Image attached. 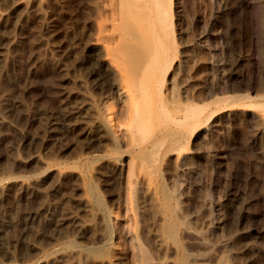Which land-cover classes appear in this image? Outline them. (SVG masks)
<instances>
[{
    "label": "rangeland",
    "instance_id": "obj_1",
    "mask_svg": "<svg viewBox=\"0 0 264 264\" xmlns=\"http://www.w3.org/2000/svg\"><path fill=\"white\" fill-rule=\"evenodd\" d=\"M0 101V264H264V0H0Z\"/></svg>",
    "mask_w": 264,
    "mask_h": 264
},
{
    "label": "bare ground",
    "instance_id": "obj_2",
    "mask_svg": "<svg viewBox=\"0 0 264 264\" xmlns=\"http://www.w3.org/2000/svg\"><path fill=\"white\" fill-rule=\"evenodd\" d=\"M133 7H135V6H133ZM131 8H132V7H130V9H131ZM138 9H139L138 6H136V9H133V11L131 10L132 13H134V14L136 13L135 15H138V16H135V15H134L133 18H135V17H139V16H141V15H144V14H142L141 12H138ZM145 10H146V9H145ZM142 12H143V11H142ZM139 13H141V15H140ZM132 16H133V15H132ZM139 18H140V17H139ZM141 18H142V17H141ZM135 20H138V19L135 18ZM141 32H144V31L141 30ZM145 33H146V32H145ZM4 40H5V39H4ZM45 42H46V41H45ZM105 44H107V43H105ZM100 55H102V54H100ZM138 55H139V57H140V55H143V56H144V54H138ZM102 56H103V55H102ZM135 56H136V55H135ZM145 57H146V56H144V58H145ZM146 58H147V57H146ZM146 58H145V59H146ZM141 59H143V58H141ZM150 59H151V58H150ZM136 60H137V59H136ZM140 61H142V60H140ZM143 62H144V59H143ZM150 63H151V61H150ZM132 65H134V64H132ZM139 65H140V64H139ZM139 65H137V68L139 67ZM147 65H148V64H147ZM143 66H144V64H143ZM132 67H133V66H132ZM148 67H149V66H148ZM135 68H136V67H135ZM135 68H134V70H137L138 73H142V72H139V71H138V69H139L140 67H139L138 69H137V68L135 69ZM146 68H147V67H146ZM150 68H152V67L150 66L149 69L147 68V70H148V71H147V75L149 74V76H150V77L148 76L149 78H151L152 76H154V74H153L152 76L150 75L149 71H153V70H154L153 68H152L153 70L150 69ZM141 69H142V68H140L139 70H141ZM130 70H132V69H130ZM134 70H133V71H134ZM133 71H131V72H133ZM141 71H142V70H141ZM154 71H155V70H154ZM131 72L129 71V73H131ZM137 72L134 71L133 74L131 73L130 75L132 76V75H134V73H137ZM127 73H128V72H126V74H127ZM129 73H128V74H129ZM126 74H125V75H126ZM130 75H129V77H130ZM135 75H136V76H137V75L139 76V74H135ZM142 75H143V73H142ZM127 76H128V75H127ZM136 76H135V77H136ZM132 77H133V76H132ZM135 77H133V78H135ZM146 77H147V76H146ZM133 78H131V79H133ZM129 79H130V78H129ZM147 79H148V78H147ZM151 79H152V78H151ZM151 79H149V81H150ZM135 81H137V79H136V80H130V82H132L133 85H134V82H135ZM151 81H152V80H151ZM153 81H154V79H153ZM140 82H141V81H140ZM144 82H145V81H144ZM147 82H148V80H147ZM147 82H146V85H147ZM127 83H128V82H127ZM132 83H131V86H132ZM135 83H138V82H135ZM148 83H149V82H148ZM136 85H137V84H136ZM139 85H140V84H139ZM149 85H150V83H149ZM115 86H116V85H115ZM152 86H154V85H152ZM140 87H141V88H140ZM140 87H139V89H137L138 92H137V90L135 91V92H137L138 94H139V90L141 91L143 85H140ZM127 88H128V87H127ZM129 88H130V87H129ZM129 88H128V89H129ZM147 89H150V88H147ZM142 90H143V89H142ZM129 92H130V90H129ZM129 92H128V94H129ZM133 92H134V91H133ZM137 93L134 94V95H137ZM140 94H141V95L138 96L139 99H136V100L133 101V102H134V105H135V106H134V110H133L134 113H135L134 117H136V118H137V117L141 118L142 116H145V115H144V114H145V110H146L145 105H146V101L148 100V95H147V94H150V92H149V93H146V92H142V91H141ZM120 95H121V94H120ZM157 95H158V94H157ZM149 96H150V95H149ZM138 97H137V98H138ZM158 97H159V96H158ZM134 98H135V97H134ZM159 98H160V97H159ZM152 99H154V97H152ZM3 101H4V100H3ZM5 101H6V100H5ZM104 101H105V100H104ZM122 101H123V100H122ZM122 101H121V102H122ZM127 101H128V100H127ZM153 101H154V100H153ZM0 102H1V101H0ZM13 103H14V102H13ZM147 103H148V102H147ZM152 103H153V102H152ZM19 104H20V103H19ZM19 104H17V105H19ZM79 104H80V103H79ZM120 104H121V103H120ZM11 105H12V104H11ZM13 105H14V104H13ZM122 105H123V103H122ZM148 105H149V104H148ZM148 105H147V106H148ZM83 106H84V104H82V108H83ZM120 106H121V105H120ZM152 106H153L152 109L154 110L155 106H154V105H152ZM80 107H81V106H80ZM121 107L124 108L125 106H121ZM148 107H149V106H148ZM86 108H87V107H86ZM2 109H3V108H2ZM80 109H81V108H80ZM124 109H125V108H124ZM77 110H78V109H77ZM81 110H82V109H81ZM122 110H123V109H122ZM79 111H80V110H79ZM91 111H92V110H91ZM91 111H90V112H91ZM157 111H158V110H157ZM90 112H89V113H90ZM94 112H95V111H94ZM154 112H155V111H154ZM154 112H152V113H154ZM164 112H166V111H164ZM77 113H78V112H77ZM82 113H83V112H82ZM84 113H86V112H84ZM124 113H125V112H124ZM214 113H215V112H214ZM3 114H4V113H3ZM74 114H75V113H74ZM154 114H155V113H154ZM165 114H167V112H166ZM89 115H91V114H89ZM166 116H167V115H166ZM210 116H211V115H210ZM129 117H130V116H129ZM211 117H212V116H211ZM76 118H77V117H76ZM82 118H83V117H82ZM82 118H81V119H82ZM91 118H92V117H91ZM94 118H95V117H94ZM146 118H147V117H146ZM79 120H80V119H79ZM83 120H84V119H83ZM86 120H87V119H86ZM143 121H144V120H143ZM81 122H82V121H81ZM87 122H88V120H87ZM118 122H119V121H118ZM118 122H117V123H118ZM134 122H136V121H134ZM78 123H79V122H78ZM119 123H120V122H119ZM136 123H137V122H136ZM136 123H135V124H136ZM144 123H145V122H144ZM86 124H87V123H86ZM82 125H83V124H82ZM100 125H101V124H100ZM140 125H141V124H140ZM140 125H139V126H140ZM97 126H98V124H97ZM122 126H123V124H122ZM89 127H90V126H89ZM99 127H101V126H99ZM99 127H98V128H99ZM134 127H135V126H134ZM85 128H86V127H85ZM94 129H96V128H94ZM132 129H134V128L132 127ZM84 130H85V129H84ZM89 130H90V128H89ZM103 130H104V129H103ZM141 130H142V129H141ZM98 131H99V130H98ZM98 131H97V132H98ZM87 133H88V131H87ZM90 133H91V132H90ZM94 134H95V133H94ZM123 134H124V133H123ZM126 134H127V136H129V133L126 132ZM96 135H97V134H96ZM90 136H91V135H90ZM98 137H99V136H98ZM94 138H95V137H94ZM128 139H129V138H128ZM128 142H129V141H128ZM128 144H129V143H128ZM98 167H99V166H98ZM96 168H97V167H96ZM99 168H100V167H99ZM96 170H98V169H96ZM100 171H101V170H100ZM103 171H104V170H103ZM18 184H19V183H18ZM3 214H4V213H3ZM1 215H2V213H1ZM10 217H11V216H10ZM12 217H14V216H12ZM14 218H15V217H14ZM7 219H8V218H7ZM64 220H65V219H64ZM75 220H76V219H75ZM65 222H66V220H65ZM10 223H11V222H10ZM12 223H13V222H12ZM14 223H15V222H14ZM76 223H77V222H76ZM11 225H12V224H11ZM0 227H1V225H0ZM3 227H5V226H3ZM124 228H125V226H124ZM124 228H123V229H124ZM126 228H127V227H126ZM6 229H7V228H6ZM75 229H77V228H75ZM124 231H125V230H124ZM126 232H127V231H126ZM0 233H1V232H0ZM126 234H127V233H126ZM130 236H131V235H130ZM197 237H198V236H196V238H197ZM129 238H130V237H129ZM129 238H128V239H129ZM131 238H132V237H131ZM133 240H134V239H133ZM199 240H202V239L199 237ZM1 241H2V240H1ZM130 242H131V240H130ZM199 243H200V242H199ZM134 244H135V242H134ZM131 245H133V244H131ZM1 247H2V246H1ZM131 247L133 248L134 246H131ZM2 248H3V247H2ZM132 250H134V248H133ZM136 251H137V250H136ZM136 251H135V252H136ZM135 252H134V254L137 255V253H135ZM73 255H75V254H73ZM135 255H134V256H135ZM61 257H62V256H61ZM72 257H73V256H72ZM76 258H77V257H76ZM137 259H139V256H138ZM137 259H136V261H137ZM114 260H115V259H114ZM114 260H113V261H114ZM222 260L225 261L226 259H222ZM222 260H221V261H222ZM91 261H92V260H91ZM91 261H90V262H91ZM106 261H107V260H106ZM221 261H220V262H221ZM96 262H98V261H96ZM96 262H95V263H96ZM100 262H101V261H99V263H100ZM107 262H108V261H107ZM144 262H147V261H144ZM222 262H223V261H222ZM225 262H226V261H225ZM68 263L70 264V262H68ZM147 263H148V262H147ZM147 263H146V264H147Z\"/></svg>",
    "mask_w": 264,
    "mask_h": 264
}]
</instances>
